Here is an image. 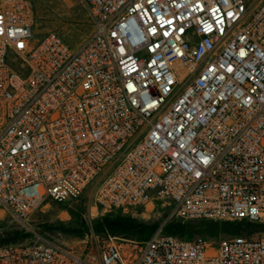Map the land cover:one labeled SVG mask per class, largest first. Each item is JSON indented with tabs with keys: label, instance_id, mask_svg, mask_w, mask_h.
Wrapping results in <instances>:
<instances>
[{
	"label": "built area",
	"instance_id": "obj_1",
	"mask_svg": "<svg viewBox=\"0 0 264 264\" xmlns=\"http://www.w3.org/2000/svg\"><path fill=\"white\" fill-rule=\"evenodd\" d=\"M91 33L37 40L33 0H0V218L92 190L91 216L165 219L98 253L34 232L0 264H264V233L217 243L169 222H264V0H79Z\"/></svg>",
	"mask_w": 264,
	"mask_h": 264
},
{
	"label": "rangeland",
	"instance_id": "obj_2",
	"mask_svg": "<svg viewBox=\"0 0 264 264\" xmlns=\"http://www.w3.org/2000/svg\"><path fill=\"white\" fill-rule=\"evenodd\" d=\"M36 9V26L35 31L38 34L37 40H41L44 34L49 32L57 33L70 45L77 47L91 33V23L87 11L80 4L79 0H33ZM91 199L92 190H89L84 197L70 206L69 208L76 210L82 206L86 209L84 219L92 223L98 218L91 216ZM163 208L157 206L153 210L150 206L137 219L148 223L163 222L165 219ZM76 222L70 210L62 205H52L51 208L37 212L26 224L21 225L14 222L9 216L0 218V233L12 229H25L31 233L34 232L50 236L66 246H76L81 249L87 247V251L99 252L104 242L108 239H102L96 233L87 232L84 237H76L64 232L63 228L71 227ZM264 223V222H261ZM54 228L55 230L44 231L43 227ZM261 235V234H260ZM259 235H256L257 237ZM31 237L26 239L29 240ZM210 242L217 243L220 239L226 238L225 235L219 234L214 239L205 236ZM24 241V242H25Z\"/></svg>",
	"mask_w": 264,
	"mask_h": 264
},
{
	"label": "trees",
	"instance_id": "obj_3",
	"mask_svg": "<svg viewBox=\"0 0 264 264\" xmlns=\"http://www.w3.org/2000/svg\"><path fill=\"white\" fill-rule=\"evenodd\" d=\"M68 206L63 207L70 210V213L74 216L76 222L71 227L63 228V230L65 233L76 237H84L87 232L93 231L102 239L120 237L131 240L146 241L161 227V222L148 223L141 221L134 216L123 215L120 213L107 215L89 223L84 219V214L86 212L84 207L79 206L76 210H73ZM55 229L56 227H43L44 231ZM163 231L165 234L173 235L185 240H195L198 237L205 238V236L214 239L219 234H223L226 237H255L256 235L264 233V223L250 222L247 220L236 222H169L165 225ZM29 237H31V233L27 232L25 229H12L5 231L0 233V246L21 243Z\"/></svg>",
	"mask_w": 264,
	"mask_h": 264
},
{
	"label": "crops",
	"instance_id": "obj_4",
	"mask_svg": "<svg viewBox=\"0 0 264 264\" xmlns=\"http://www.w3.org/2000/svg\"><path fill=\"white\" fill-rule=\"evenodd\" d=\"M140 213H143V211H140Z\"/></svg>",
	"mask_w": 264,
	"mask_h": 264
}]
</instances>
